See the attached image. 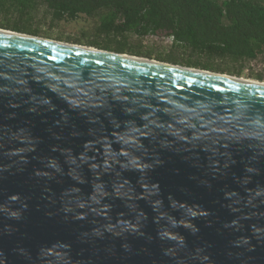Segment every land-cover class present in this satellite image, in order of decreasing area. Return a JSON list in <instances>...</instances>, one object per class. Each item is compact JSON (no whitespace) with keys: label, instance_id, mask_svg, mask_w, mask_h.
<instances>
[{"label":"water","instance_id":"obj_1","mask_svg":"<svg viewBox=\"0 0 264 264\" xmlns=\"http://www.w3.org/2000/svg\"><path fill=\"white\" fill-rule=\"evenodd\" d=\"M0 264H264V84L0 27Z\"/></svg>","mask_w":264,"mask_h":264},{"label":"trees","instance_id":"obj_2","mask_svg":"<svg viewBox=\"0 0 264 264\" xmlns=\"http://www.w3.org/2000/svg\"><path fill=\"white\" fill-rule=\"evenodd\" d=\"M78 19L67 41L237 76L262 63L264 78V0H0L1 28L42 35Z\"/></svg>","mask_w":264,"mask_h":264},{"label":"rangeland","instance_id":"obj_3","mask_svg":"<svg viewBox=\"0 0 264 264\" xmlns=\"http://www.w3.org/2000/svg\"><path fill=\"white\" fill-rule=\"evenodd\" d=\"M86 24H87L86 21L82 19H78V20H74L70 22H61L54 29H47L46 27H43L44 34L39 35V36L47 37V38H51L55 40L67 41L66 37L77 36L78 32L82 29V27L86 26ZM153 40L154 39H148L147 41H145V43L147 42L153 43ZM67 42H71V41H67ZM156 52L157 51L155 50L154 53ZM152 59H155V58L152 57ZM252 64L248 66L247 68H245L243 70V73L239 75L238 77H243V78L263 82L264 78L258 79L253 76L255 73L259 72V70L263 68L262 66L263 64L262 63H252Z\"/></svg>","mask_w":264,"mask_h":264},{"label":"bare ground","instance_id":"obj_4","mask_svg":"<svg viewBox=\"0 0 264 264\" xmlns=\"http://www.w3.org/2000/svg\"><path fill=\"white\" fill-rule=\"evenodd\" d=\"M239 79L241 80H247V81H251V82H254V83H261V84H264V81L261 82V81H255V80H251V79H247V78H243V77H238Z\"/></svg>","mask_w":264,"mask_h":264}]
</instances>
